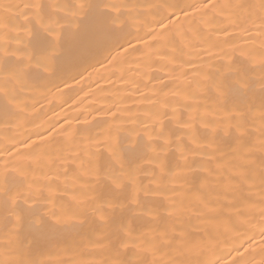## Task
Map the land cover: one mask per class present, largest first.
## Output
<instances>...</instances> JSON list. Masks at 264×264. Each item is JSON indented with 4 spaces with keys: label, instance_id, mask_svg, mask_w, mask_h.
Returning <instances> with one entry per match:
<instances>
[{
    "label": "snow or ice",
    "instance_id": "6c2138e0",
    "mask_svg": "<svg viewBox=\"0 0 264 264\" xmlns=\"http://www.w3.org/2000/svg\"><path fill=\"white\" fill-rule=\"evenodd\" d=\"M0 134V264H264V0H0Z\"/></svg>",
    "mask_w": 264,
    "mask_h": 264
},
{
    "label": "bare ground",
    "instance_id": "6f19581e",
    "mask_svg": "<svg viewBox=\"0 0 264 264\" xmlns=\"http://www.w3.org/2000/svg\"><path fill=\"white\" fill-rule=\"evenodd\" d=\"M98 67V65H97ZM98 86L100 87H106V81L105 80H99L97 83H92L91 88L96 89ZM89 88L84 87L82 92L77 93L76 95L72 96V99L68 101V105H72L73 101H77L74 107H67V106H62L63 112L61 113V108H55L54 112L56 113H61L63 116H67L68 119H74L76 113L78 111L84 110L88 105H93V106H100L102 104L107 103V101H104L100 99V96L102 95L101 93L93 92L92 95H90L87 99H83L84 93L88 92ZM54 113L53 111L48 112V117H53ZM39 123V121H37ZM63 123V119L60 121ZM2 135V134H0Z\"/></svg>",
    "mask_w": 264,
    "mask_h": 264
}]
</instances>
